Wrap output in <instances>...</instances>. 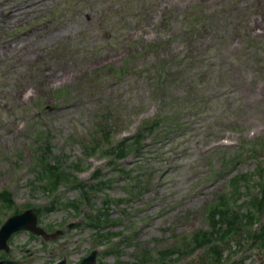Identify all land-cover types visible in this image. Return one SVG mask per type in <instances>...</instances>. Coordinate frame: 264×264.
Returning <instances> with one entry per match:
<instances>
[{"label":"rangeland","instance_id":"1","mask_svg":"<svg viewBox=\"0 0 264 264\" xmlns=\"http://www.w3.org/2000/svg\"><path fill=\"white\" fill-rule=\"evenodd\" d=\"M154 1L0 0V190L11 198L0 201V225L31 207L48 234L13 233L0 264H79L91 250L92 264H264V244L245 239L244 226L225 234L220 261L184 251L228 178L246 177L237 208L245 186L256 196L264 183V0H177L190 7L132 30ZM155 28L161 38L143 42ZM27 85L34 94L20 106ZM140 120L138 131L159 126L139 134L143 148L100 158ZM95 140L99 154L84 158ZM48 148L71 173L54 194L33 183ZM75 160L95 165L106 187H74L97 180L72 171ZM94 215L101 223L90 226Z\"/></svg>","mask_w":264,"mask_h":264},{"label":"trees","instance_id":"2","mask_svg":"<svg viewBox=\"0 0 264 264\" xmlns=\"http://www.w3.org/2000/svg\"><path fill=\"white\" fill-rule=\"evenodd\" d=\"M163 58V55L160 56ZM158 121H145L142 128L151 130L155 126H157ZM103 130V135L105 137L108 136V130L103 129V126L101 128ZM141 135H137L133 137L132 139L128 140H122L120 142H116L114 146L109 147L107 150H105L103 153H106L107 155L113 156V157H123L128 152H130L132 149L135 151L140 150V139ZM109 138V137H108ZM259 142V141H257ZM99 147L98 140H95L94 143H91L90 145H86L84 147L85 155H92L95 153L96 149ZM50 149H46L45 154L43 157H41L40 165L36 170L33 172L35 173V176L39 181H43L44 184H41L39 187L42 191L49 189H54L57 184L61 182H67L69 181V178L71 177V173L67 170H64L59 163L54 160V158L51 160L49 159V156L51 155ZM58 159V158H56ZM121 165H117L116 168L121 169ZM72 169V171L81 170L82 165L79 160H75L73 166L69 167ZM244 177V175H236L234 174L230 181L234 187V192H237V194H241L239 181ZM93 179H97L96 182H94V185L88 186L89 184L83 183L78 179H74L73 186L84 190L85 188L90 187L91 191L102 189L105 184H108L105 182L106 180L100 179V173L99 171L94 172ZM100 181V182H99ZM101 183V185H99ZM87 184V185H86ZM261 184V183H260ZM104 185V186H103ZM257 185V184H256ZM260 189L259 194L255 197L253 196H246V199L243 200L245 203V206L243 208H233L226 200V197L220 196L221 200L219 203L208 205V209L206 212L209 225L211 227L210 232H204L202 234V241H199L196 244V247H204V251L207 253V255L213 256L215 255L216 258H220V255L222 254V251L220 250V247L217 245L218 242H215V239H223L225 237V233H234L237 234L238 229L243 226L245 223L252 221L256 218L257 215L264 213V184L257 185ZM232 192L231 195L234 193ZM233 198V196H231ZM5 200L8 204L11 202L10 194L7 190H3L0 192V201ZM57 200H53L51 205H54ZM71 205L73 208L77 210L76 204H69L64 203L63 206ZM51 208H54L52 206ZM36 213L40 214L41 211L35 210ZM91 225L90 226H96L101 223V217L99 215L92 216L91 219ZM253 232L248 231V234L244 237L245 239H251V244H257V242L264 244V226H260L258 230H252ZM141 262H144V260H141ZM138 263V262H136Z\"/></svg>","mask_w":264,"mask_h":264},{"label":"water","instance_id":"3","mask_svg":"<svg viewBox=\"0 0 264 264\" xmlns=\"http://www.w3.org/2000/svg\"><path fill=\"white\" fill-rule=\"evenodd\" d=\"M21 229L29 230L37 235H42L47 238L45 231L36 225V215L31 209L22 213L10 216L4 224L0 227V249L8 250L7 239L12 232ZM58 233V232H57ZM54 236V234L52 235ZM94 262V252L88 257L84 258L80 264H92ZM60 262L59 264H62Z\"/></svg>","mask_w":264,"mask_h":264}]
</instances>
